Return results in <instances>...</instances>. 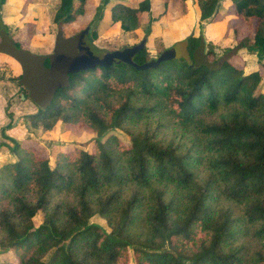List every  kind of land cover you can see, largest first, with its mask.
Segmentation results:
<instances>
[{
    "label": "trees",
    "instance_id": "16d2710c",
    "mask_svg": "<svg viewBox=\"0 0 264 264\" xmlns=\"http://www.w3.org/2000/svg\"><path fill=\"white\" fill-rule=\"evenodd\" d=\"M220 1L198 0L199 28ZM107 2L101 1L96 20ZM231 3L234 16L251 29L219 57L193 29L157 43L151 56L147 44L155 18L149 16L141 39L126 46L142 44L135 66L96 65L66 77L51 67L52 53H30L8 35L0 17V52L21 68L11 81L29 94L22 82L27 72L49 94L47 101L29 94L43 111L27 117L48 120L50 127L81 115L96 134L92 149L59 146L43 156L32 141L20 143L2 129L0 153L8 156L0 161V264H118L127 248L136 264H264L262 250L245 258L244 246L235 244L238 235L251 233L264 248V0ZM150 6V0L117 2L111 19L124 32L133 31ZM81 9L74 0H60L53 16L56 43L81 32L67 38L61 33ZM96 37L92 30L84 40L98 52ZM242 49L254 53L256 69L230 63L231 53ZM77 91L83 100L75 98ZM104 94L117 95V104ZM141 100L153 103L136 104ZM158 110L180 126L184 142L163 144L146 132L124 129ZM111 131L128 134V145L120 147L116 135L106 138ZM50 156L56 157L54 167ZM199 164L206 173L201 179L194 171ZM60 193L72 199L52 205L50 198ZM221 198L240 212L212 207ZM95 215L107 221L109 231L90 222Z\"/></svg>",
    "mask_w": 264,
    "mask_h": 264
},
{
    "label": "crops",
    "instance_id": "0c3cea01",
    "mask_svg": "<svg viewBox=\"0 0 264 264\" xmlns=\"http://www.w3.org/2000/svg\"><path fill=\"white\" fill-rule=\"evenodd\" d=\"M101 1L85 0L81 5L79 0H74V7H81V12L77 13L71 22L62 26V35L67 38L85 29L88 30V34L95 30L97 37L93 40L94 46L107 51L118 50L139 41L143 36V30L149 16H152L155 21L149 40L154 44L155 41L162 44L181 39L193 29L197 33L200 31L203 38L208 39L205 40L206 42L212 44L214 41L223 46L222 39L225 31L232 28L235 20L241 21L234 16L231 0H221L218 11L209 19L201 21L200 28L197 24L201 14L198 0H188L183 3L176 0H150V11L142 14L138 28L124 32L120 22H113L111 19L112 7L117 2L136 5L143 0H108L101 10L100 19L96 20L97 8L101 5ZM59 2L60 0H4L0 5V17L7 26L8 35L14 41H19L23 48H27L32 54L49 55L53 52L57 40L58 26L53 23V16ZM243 23L241 21V24ZM232 31L237 30L234 28ZM233 40L232 43L234 44ZM237 54L244 61L243 65L246 71L256 69L254 53L242 49ZM10 63L17 69L10 77L8 76L12 78L20 74V65L12 56L0 52V70H3L4 66H8ZM230 63L232 64L231 61ZM6 83L0 79V102L5 100L4 97L11 100L14 93L13 89L9 88ZM6 89H11V92L5 93ZM260 90L264 94V79L260 85ZM6 135L14 138L7 133ZM7 156L8 154L0 153V161Z\"/></svg>",
    "mask_w": 264,
    "mask_h": 264
},
{
    "label": "rangeland",
    "instance_id": "374dc122",
    "mask_svg": "<svg viewBox=\"0 0 264 264\" xmlns=\"http://www.w3.org/2000/svg\"><path fill=\"white\" fill-rule=\"evenodd\" d=\"M234 28L237 31L235 32L232 31ZM250 29L251 28L249 25L245 23L241 24V21L235 20L234 24L232 25V28L229 29V31H227L228 29L225 31V34L222 39L224 43L223 46H220L219 43L216 44L214 41L212 44H209L213 48L215 56L219 57L223 55L226 49L231 48L233 46L232 40L234 37L236 40H238L237 38L243 37V35L248 33ZM205 40L207 41L208 39L207 38L204 39L205 44L209 43L206 42ZM155 42L156 43L154 44L149 40L147 44L151 56H155L156 54L155 51L158 45L157 43L159 42L158 41ZM33 54H38V53H33ZM229 55L230 54H228V56ZM237 55L231 53L229 60L234 65L242 66L244 64V61L242 60L240 55L238 56ZM16 70L17 69H15V66L13 67L11 63L8 66L5 65L3 70H0V79H2L5 83L9 82L10 84L6 83V85L9 88L13 89L14 91L11 100L4 97L5 100L3 102L2 101L0 102V142L5 141V139L2 136V129H4L3 130L4 134L7 133L9 135H12L20 143H26L27 141H32L30 146H32V148H35V150L38 151L37 153L39 155H43V156L47 155L49 151L51 152L52 148L54 150L59 146L62 148H70V150L73 149L72 147L92 149L93 140L95 139L96 134L91 128H89L84 124L81 115L78 116L76 115L74 117V120L77 119L75 122H63L61 120H58L57 122L53 123L50 127L48 120H43V119L40 120V118L31 119L27 117L28 115L31 114L41 113L43 110L39 109V107L30 99L28 91L24 89L23 86L19 85V81H13V82L11 81L9 77ZM22 82L24 84L26 83L25 81ZM25 86L26 84L24 85V87ZM11 89H6L5 93L9 94L11 92ZM23 94H25V96ZM21 95L24 96L23 99L21 98ZM73 95L77 99H81V100L84 99V97L82 96L83 93L79 91L73 93ZM40 98L43 99L44 96H41ZM103 98L112 104H117L118 102V96L115 94L109 96L104 94ZM45 101H47V99ZM143 102L146 103L147 105H151V103H153L152 100H150L151 103H147V101L141 100L139 103L136 102V104H142ZM56 103H58V101H56ZM8 113L11 114V118L8 117L7 115ZM203 117H206L208 119H213L217 117V114L204 115ZM8 124L11 125L10 128L6 127ZM124 129L130 132H136V131L146 132L152 135L153 139L159 140L163 144H169V143L177 144L178 142L182 143L185 141V137H186V135L183 134V131L180 128V126L176 124L170 118L169 115L159 110L151 113H147L145 118L143 117L139 120L127 123ZM110 135L117 136L120 147L127 146L129 143V136L123 131H111L107 134L106 138L109 137ZM55 158L56 157L54 156H50L48 159L49 165L51 167L55 166ZM194 171L196 176H198V179H201L204 177V175H206L203 164H199L194 169ZM68 199L69 200L72 199L71 193H60L53 195L50 198V202L53 205L55 203H59L62 200L66 201ZM5 204L3 202L2 206L4 207ZM211 205L214 208H224V206L228 205L235 214H238L240 212L239 206H237L234 203H230L229 205L226 201H224V198L215 200L214 202H212ZM41 214L42 212H40L39 215H37V217L34 218L35 224H37L40 221ZM90 222L98 224L106 231H109V228L107 226L108 225L107 221L98 215L93 216L90 219ZM198 236L195 235V238H197ZM203 236L205 237V235ZM235 244L244 246L243 253L245 254V258H248L249 254L252 255L255 251L258 250H262V253L264 255V248L257 240H255L251 236V233H249L248 235L247 234L238 235L235 238ZM118 264H136V257L134 255V251L131 248H127L124 253V257L120 259Z\"/></svg>",
    "mask_w": 264,
    "mask_h": 264
},
{
    "label": "water",
    "instance_id": "95a60500",
    "mask_svg": "<svg viewBox=\"0 0 264 264\" xmlns=\"http://www.w3.org/2000/svg\"><path fill=\"white\" fill-rule=\"evenodd\" d=\"M87 34L88 30L85 29L73 39H64L55 43L53 53L50 56L51 67H56L57 69L62 68V72L66 77L70 73H75L96 65L109 66L122 62L135 66L133 58L135 53L142 48V44L113 51L101 49L95 52L92 51L91 47L84 40ZM21 98L23 99L24 96L21 95Z\"/></svg>",
    "mask_w": 264,
    "mask_h": 264
},
{
    "label": "flooded vegetation",
    "instance_id": "af4514ba",
    "mask_svg": "<svg viewBox=\"0 0 264 264\" xmlns=\"http://www.w3.org/2000/svg\"><path fill=\"white\" fill-rule=\"evenodd\" d=\"M59 70L62 71V68H59ZM31 80H32L31 75L26 72L25 76H24V81L26 82L25 84L30 89L29 94L31 93L36 98H40V96H44L45 100L48 99L49 98L48 91H44L45 90L44 87H42L39 84H37L36 82H34V80L33 81H31Z\"/></svg>",
    "mask_w": 264,
    "mask_h": 264
}]
</instances>
